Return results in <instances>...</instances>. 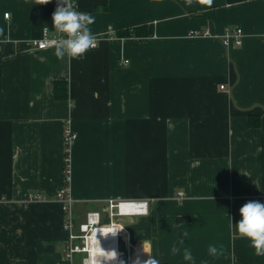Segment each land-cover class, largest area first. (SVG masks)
Listing matches in <instances>:
<instances>
[{
	"label": "crops",
	"instance_id": "obj_1",
	"mask_svg": "<svg viewBox=\"0 0 264 264\" xmlns=\"http://www.w3.org/2000/svg\"><path fill=\"white\" fill-rule=\"evenodd\" d=\"M75 1L104 34L82 59L28 45L52 25L54 0H0V264H83L85 253L64 256L54 198L65 124L77 133L74 220L95 210L98 232L120 223L124 264H264L230 235L246 202L264 203V0ZM140 25L146 35H117ZM234 26L241 44H223ZM205 28L212 35L190 34ZM56 80L66 97L54 95ZM34 191L47 198L25 202ZM110 198L148 199V212L112 219Z\"/></svg>",
	"mask_w": 264,
	"mask_h": 264
},
{
	"label": "built area",
	"instance_id": "obj_2",
	"mask_svg": "<svg viewBox=\"0 0 264 264\" xmlns=\"http://www.w3.org/2000/svg\"><path fill=\"white\" fill-rule=\"evenodd\" d=\"M73 3L76 7V10L82 12L75 0ZM57 7V0H54L53 3V13ZM52 13V15H53ZM84 13V12H83ZM8 12L4 13V16H7ZM47 27V31H44V28ZM111 27H108L107 35L111 36ZM190 34L197 36H208L212 35L208 28L192 30ZM96 37V46L98 41L102 39L104 34H94ZM223 44L230 45H240L242 42V29L239 26H234L232 28H225L224 32L220 35ZM63 34L57 32L53 25H44L41 27L40 33L38 36L30 38L28 45L34 49H44L48 47L55 46L56 42L60 39H63ZM127 59H124V62H127ZM223 88V85H220ZM77 137V133L72 130V128L65 124L63 126V142L65 150L67 152L64 155V180L61 187L55 192L54 198L59 202L61 210L63 212V228L66 231V241L64 245V256L68 260H72V257L77 252L85 253L82 258L83 264H93V261H98L103 264V257L99 255L100 242L101 247L106 250H115L118 253V261L116 264H119V238L123 235V228L120 223L115 221L110 222V226L104 229L107 231L97 230L102 228L100 225V213L95 210H90L86 212L83 222L76 223L74 220V210L73 204L74 200L70 193L69 188V176H70V157H69V145ZM177 196L181 197L182 192H177ZM46 195L42 194L39 191L29 192L25 202L40 201L45 200ZM149 200L148 199H114L110 198L107 200V211L110 218H116L121 216H131L136 214H145L148 212ZM112 229L117 231L116 236L108 235L107 237L102 234L110 233ZM95 235H101L102 237L98 240H95ZM113 263V262H112Z\"/></svg>",
	"mask_w": 264,
	"mask_h": 264
},
{
	"label": "clouds",
	"instance_id": "obj_3",
	"mask_svg": "<svg viewBox=\"0 0 264 264\" xmlns=\"http://www.w3.org/2000/svg\"><path fill=\"white\" fill-rule=\"evenodd\" d=\"M50 0H42V4L49 3ZM40 4L41 0H37ZM211 3V0H209ZM95 20L91 14L79 12L73 3V0H57V7L52 15L53 28L63 34L64 38L55 44L54 54L58 59H82L85 53L96 46V37L91 30V25ZM47 27L44 31H47ZM258 38V36H257ZM241 219L233 224L234 230L230 235L233 240L238 237L249 241L250 246L254 249V254L258 257H264V203L258 201L246 202L240 209ZM122 230V229H121ZM112 229L110 233L102 234L116 236L118 232ZM185 232L183 236H187ZM98 240V239H97ZM100 246L99 255L103 257V264H112L118 261V253L115 250H104L98 240ZM183 243V240H181ZM173 254H178L181 250L176 246L171 249ZM208 254L213 257L222 255V251L214 245H209ZM183 259L185 261H193L192 252L183 249ZM93 264H101V262L93 261ZM119 264H124L119 260ZM136 264H141L137 259ZM143 264H159L155 257L149 258Z\"/></svg>",
	"mask_w": 264,
	"mask_h": 264
},
{
	"label": "trees",
	"instance_id": "obj_4",
	"mask_svg": "<svg viewBox=\"0 0 264 264\" xmlns=\"http://www.w3.org/2000/svg\"><path fill=\"white\" fill-rule=\"evenodd\" d=\"M146 34H147V28L144 25H140L137 27L134 26V27L122 30L121 32H117L118 36H132V35L141 36V35H146ZM0 86H1V68H0ZM54 95L57 97H66L67 96V83L61 80H56L54 83ZM66 154L67 152L65 150L64 155Z\"/></svg>",
	"mask_w": 264,
	"mask_h": 264
},
{
	"label": "bare ground",
	"instance_id": "obj_5",
	"mask_svg": "<svg viewBox=\"0 0 264 264\" xmlns=\"http://www.w3.org/2000/svg\"><path fill=\"white\" fill-rule=\"evenodd\" d=\"M103 231H107V229H104ZM101 237H102L101 235H95V237H93V238H95V240H97V239H99ZM116 262H113L112 264H116Z\"/></svg>",
	"mask_w": 264,
	"mask_h": 264
}]
</instances>
